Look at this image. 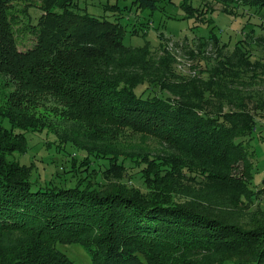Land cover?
<instances>
[{"label": "trees", "instance_id": "1", "mask_svg": "<svg viewBox=\"0 0 264 264\" xmlns=\"http://www.w3.org/2000/svg\"><path fill=\"white\" fill-rule=\"evenodd\" d=\"M38 1L42 13L25 26L35 43L22 51L17 3H25L21 11L29 20L27 7L36 4L0 0V264H74L59 248L68 243L82 244L94 264H188L162 256L168 249L231 252L232 244H246L263 233L174 197L177 181L186 179L200 190L215 185L254 196L250 142L258 117L264 116V91L261 99L249 86L264 85V57L252 46L264 50V23H254L263 35L253 36L258 30L253 26L232 50L220 45L228 53L195 77L178 74L168 61L154 64L147 58L144 48L151 43L146 33L141 47L128 45L127 33H139L130 19L121 22V13H90L83 5L89 0ZM160 1L137 0L132 8L156 11ZM215 1L231 14L263 10L264 20V0ZM115 4L102 2V7L118 13ZM182 7L194 19L209 10L192 0H183ZM41 93L62 97V107L46 110ZM110 124L149 134L176 152L128 154L115 131L106 128ZM45 129L84 151L85 158L72 162L79 173L104 158L111 161L108 171L103 169L106 174L141 161L149 191L115 182L92 185L89 175L75 184L69 180L34 189L30 168L9 156L25 151L28 131ZM93 137L101 139L93 142ZM120 157L128 160L119 165ZM167 183L175 186L164 187ZM204 194L198 196H209ZM224 264H264V246L255 257Z\"/></svg>", "mask_w": 264, "mask_h": 264}, {"label": "rangeland", "instance_id": "2", "mask_svg": "<svg viewBox=\"0 0 264 264\" xmlns=\"http://www.w3.org/2000/svg\"><path fill=\"white\" fill-rule=\"evenodd\" d=\"M108 1L116 3L115 5L117 6L113 8L118 13L104 11L102 2ZM108 1L89 0L87 2L83 1V5L87 7L90 13L96 15L111 14L119 16V13H121L124 16L121 22L126 24L130 19L129 21L135 24L131 28L135 27L139 33V35L127 33L125 42L128 45L141 47L145 43L144 36L148 35L147 39L150 40L151 45L149 46L150 49L144 48L146 49L144 54H147V58L155 61L154 64H160L163 60L168 61L166 63L173 64L178 74H189L195 77L198 76L202 69L217 64L219 58L228 53V50H225L220 45L227 43L229 50H232L245 37L246 32L252 29L254 23H264V20L262 19L261 21L260 19L263 10L254 8L252 10L246 9L244 11L247 13L246 15H243L242 11L231 14L223 12L221 10L222 6L215 0H192L193 5L198 7L206 5L209 9L206 15L200 11L198 17L195 18L196 20L192 17H186L188 15L185 14V9L182 7L183 0H161L156 11H151L150 9L135 10V8H132V4L134 2L137 6V3H135L137 0ZM34 3L36 5L31 6L29 4L27 7L31 20H29L27 14L21 11L25 3H17V19L19 20L16 25L17 35L19 34L17 39L19 48L22 51L31 48L35 43V34L25 27L29 23H36L37 17L42 13V10L38 7L40 5L39 1L34 0ZM119 5H122V9ZM124 5L126 6L124 7ZM254 27L258 28V30H255L253 36L263 35V28ZM143 34L145 35L143 36ZM210 35L215 36L219 41L210 38ZM252 46L254 52L260 57H264L263 49L254 44ZM253 83L255 84L249 86V92L261 97L262 94L260 92L264 91V85ZM40 95L38 98L48 104L46 110L52 109L53 111L57 109L56 106L62 107L60 104L62 97L51 93H41ZM254 104L252 105L253 107ZM68 123L73 125L72 128L74 126L80 127V124ZM258 124V130L254 133L250 142V147L254 151V155H250V160L254 163L250 185L256 191L252 198L246 195H237L234 190L221 189L215 185L202 187L201 189L204 190H200L199 184L187 179L184 182L177 181L176 186L167 183L164 187L166 185H169V188L176 187L177 194L174 198L178 203L194 204L195 202L199 203V206L202 204L206 206L204 207L206 210L215 216L223 218L226 222H233L244 229L263 233L259 232V236L246 244H232L233 251L231 252H209L204 249H168L162 257H167L169 261H176V263L186 261L188 264H224L238 259H249L250 256L255 257L264 246V116L258 117ZM110 125L112 126L106 128L115 131V136L122 143L128 154L133 155L134 152L140 151H149L153 155L176 152L174 148H167L161 140L149 134L123 126ZM64 127L65 123L59 128L60 133ZM76 130L74 131L76 132ZM53 132L47 129L37 132L28 131L26 133L25 151L23 153L14 152L9 156L10 159L17 160L30 168L34 189L44 188L52 184L61 185L69 180H72L75 184L78 177L89 175L88 179L92 185L95 183L101 185L115 182L116 184L134 187L144 193L149 191V184L146 181H142L140 174L142 162L138 160L131 168L126 166L125 171L118 172L114 168L115 172H107L110 174H106L103 173V169L110 168L111 161L104 158L95 160V163H92L90 167L86 166L87 171L77 172L72 167V162L80 161L87 155L76 144L62 142L57 133ZM98 139L101 138L93 137V142ZM126 160L128 159L120 157L117 163L123 165ZM130 162L133 163L132 161ZM78 165L79 163L76 162L75 167ZM92 168L97 170V172ZM199 190L200 193H198ZM206 192L209 193V196H198L199 194L206 195L204 194ZM211 196L213 197L212 200L205 201ZM59 248L74 261V264H94L90 254L80 243L60 244ZM160 255H162L161 252Z\"/></svg>", "mask_w": 264, "mask_h": 264}]
</instances>
